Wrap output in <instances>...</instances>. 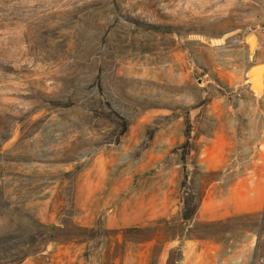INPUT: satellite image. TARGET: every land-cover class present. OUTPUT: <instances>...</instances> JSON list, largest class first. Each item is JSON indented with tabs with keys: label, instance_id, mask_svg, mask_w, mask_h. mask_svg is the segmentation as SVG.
Wrapping results in <instances>:
<instances>
[{
	"label": "rangeland",
	"instance_id": "1",
	"mask_svg": "<svg viewBox=\"0 0 264 264\" xmlns=\"http://www.w3.org/2000/svg\"><path fill=\"white\" fill-rule=\"evenodd\" d=\"M255 22L264 0H0V264H264Z\"/></svg>",
	"mask_w": 264,
	"mask_h": 264
},
{
	"label": "crops",
	"instance_id": "2",
	"mask_svg": "<svg viewBox=\"0 0 264 264\" xmlns=\"http://www.w3.org/2000/svg\"><path fill=\"white\" fill-rule=\"evenodd\" d=\"M262 33L264 32L261 31L260 33H258L259 35L257 37L258 40L255 48V50H257L258 53L260 54L258 60L264 59V38L260 36V34ZM248 92L251 95H254L255 93L254 90H251L249 88H248ZM261 92L262 93L264 92V87L262 88ZM79 248L80 247L72 245L71 247L66 248L65 251H63L62 249L60 252H56L54 255V259L52 260L53 262L51 264H95L90 257L89 259L88 258L86 259V257L82 256L81 253L79 252Z\"/></svg>",
	"mask_w": 264,
	"mask_h": 264
},
{
	"label": "water",
	"instance_id": "3",
	"mask_svg": "<svg viewBox=\"0 0 264 264\" xmlns=\"http://www.w3.org/2000/svg\"><path fill=\"white\" fill-rule=\"evenodd\" d=\"M251 35H253L254 37H256V44H257V40H258V36L255 33H249L246 36V42H248L249 48H248V54L251 55L253 50L255 49V47H253V42L251 40ZM244 73H245V77L247 79V87L251 90L254 89H259L258 86L255 85V78L256 77H261L262 78V82L264 83V59L262 60H253L251 63H249L245 69H244ZM255 91V90H254Z\"/></svg>",
	"mask_w": 264,
	"mask_h": 264
},
{
	"label": "built area",
	"instance_id": "4",
	"mask_svg": "<svg viewBox=\"0 0 264 264\" xmlns=\"http://www.w3.org/2000/svg\"><path fill=\"white\" fill-rule=\"evenodd\" d=\"M247 28H248V30H250L254 33H260L263 30V28L261 27V25L258 22L252 23Z\"/></svg>",
	"mask_w": 264,
	"mask_h": 264
}]
</instances>
